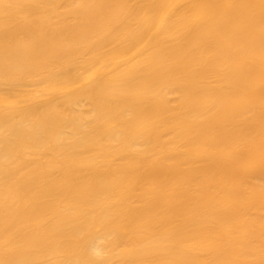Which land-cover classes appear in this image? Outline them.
<instances>
[{
  "label": "bare ground",
  "instance_id": "1",
  "mask_svg": "<svg viewBox=\"0 0 264 264\" xmlns=\"http://www.w3.org/2000/svg\"><path fill=\"white\" fill-rule=\"evenodd\" d=\"M0 264H264V0H0Z\"/></svg>",
  "mask_w": 264,
  "mask_h": 264
}]
</instances>
